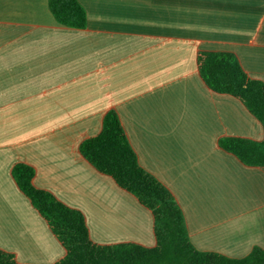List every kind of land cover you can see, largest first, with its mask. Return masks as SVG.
Returning <instances> with one entry per match:
<instances>
[{"label": "crops", "instance_id": "1", "mask_svg": "<svg viewBox=\"0 0 264 264\" xmlns=\"http://www.w3.org/2000/svg\"><path fill=\"white\" fill-rule=\"evenodd\" d=\"M86 27L59 24L48 0H0V249L53 264L65 249L18 188L12 167L80 210L98 244H156L153 216L80 153L114 110L140 166L173 194L200 251L264 250V166L223 137L261 141L260 121L211 90L201 51L231 52L264 82V0H78Z\"/></svg>", "mask_w": 264, "mask_h": 264}, {"label": "trees", "instance_id": "2", "mask_svg": "<svg viewBox=\"0 0 264 264\" xmlns=\"http://www.w3.org/2000/svg\"><path fill=\"white\" fill-rule=\"evenodd\" d=\"M56 21L66 27H86V12L78 0H48ZM198 70L206 85L218 93L238 98L260 121L264 130V82L254 79L231 52L201 51ZM220 146L242 163L264 166V137L261 141L223 137ZM80 153L98 171L131 193L153 216L156 244L146 247L134 242L98 244L90 238L84 214L59 200L52 192L33 184L35 170L17 162L12 176L22 193L47 222L65 249L53 264H264V250L254 247L243 258L200 251L190 242L184 215L173 194L138 163L117 113L109 110L100 132L84 139ZM0 264L19 263L14 254L0 249Z\"/></svg>", "mask_w": 264, "mask_h": 264}]
</instances>
